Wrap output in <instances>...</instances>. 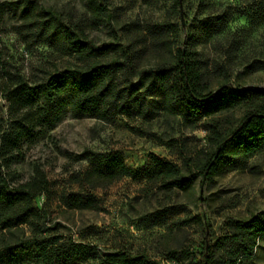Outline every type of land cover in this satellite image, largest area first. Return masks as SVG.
Segmentation results:
<instances>
[{
  "label": "trees",
  "instance_id": "1",
  "mask_svg": "<svg viewBox=\"0 0 264 264\" xmlns=\"http://www.w3.org/2000/svg\"><path fill=\"white\" fill-rule=\"evenodd\" d=\"M107 1L87 0L94 24L113 19ZM236 1L240 7L210 14L185 30L169 22L147 25L126 44H98L63 13L35 0L6 4L19 13L14 31L21 40L49 46L63 65L55 64L45 80L30 82L8 70L0 56V251L5 264H163L126 248L106 251L78 241L59 232L58 219L69 211L103 210L98 191L125 179L144 183L151 194L155 189L194 194L198 181L204 186L215 177L244 170L264 152V88L230 84L237 66L249 75L264 71V61L235 65L229 56L211 64L201 52L210 38L225 31L237 13L233 9H243L250 24L264 25V0ZM182 8L183 0L182 5L175 0L173 9ZM66 112L101 123L162 114L191 131L203 128L206 144L194 158L181 152L183 166L152 155V166L142 170L129 168L119 152L86 150L81 160L87 168L73 180L77 189L61 187L45 175L12 185L6 169L20 158L22 144ZM153 136L163 146L185 148L180 140ZM169 212L161 216L163 222L173 214ZM165 262L264 264V211L230 223L214 242L207 233L200 252H174Z\"/></svg>",
  "mask_w": 264,
  "mask_h": 264
},
{
  "label": "rangeland",
  "instance_id": "2",
  "mask_svg": "<svg viewBox=\"0 0 264 264\" xmlns=\"http://www.w3.org/2000/svg\"><path fill=\"white\" fill-rule=\"evenodd\" d=\"M16 1L22 0H0L1 61L8 70L19 72L30 82L45 80L55 64L62 66L63 62L49 46L26 44L17 35L14 27L19 23V13L6 6ZM35 1L41 7L63 13L68 22L83 29L98 44L115 40L126 44L137 37V30L162 22L185 30L210 14L241 4L236 0H211L210 5L202 6L198 0H183V8L176 12L175 0H153L150 4L143 0H108L113 19L94 24L87 0ZM233 11L237 13L225 31L210 38L202 48L204 58L211 64L229 56L235 65L264 61V25L250 24L242 14L243 9ZM184 33L181 40L185 39ZM233 49L235 52L229 55ZM241 71V66H237L231 85L264 88V71L249 75ZM234 114L239 117L241 112ZM37 133L22 144L20 158L6 169L12 185L45 175L58 180L61 187L77 189L73 180L87 168L86 161L81 160L86 150L119 152L129 168L142 170L152 166V155L183 166L181 152L194 158L206 144L203 128L191 131L162 114L147 120L117 117L112 123H101L66 112L55 125ZM153 135L180 140L185 148L163 146ZM144 187V183L125 179L98 191L104 199L103 210L66 212L58 219L59 232L102 250L126 248L133 255L143 253L151 260L175 264L165 262L174 252L198 253L207 233L214 242L226 233L230 223L249 220L264 211V152L251 159L244 170L215 177L204 186L198 181L194 194L157 189L151 194ZM166 210L173 214L163 222L161 216ZM3 255L0 251V264H5ZM23 264L36 263L28 260Z\"/></svg>",
  "mask_w": 264,
  "mask_h": 264
},
{
  "label": "water",
  "instance_id": "3",
  "mask_svg": "<svg viewBox=\"0 0 264 264\" xmlns=\"http://www.w3.org/2000/svg\"><path fill=\"white\" fill-rule=\"evenodd\" d=\"M180 2H181V5H182V0H180Z\"/></svg>",
  "mask_w": 264,
  "mask_h": 264
}]
</instances>
